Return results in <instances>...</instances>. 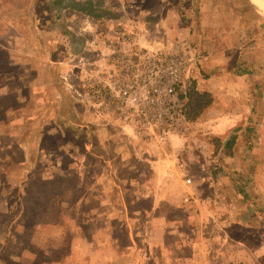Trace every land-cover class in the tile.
<instances>
[{
    "label": "rangeland",
    "instance_id": "obj_1",
    "mask_svg": "<svg viewBox=\"0 0 264 264\" xmlns=\"http://www.w3.org/2000/svg\"><path fill=\"white\" fill-rule=\"evenodd\" d=\"M158 10L161 13L155 18L166 10L174 13L168 21L176 15L177 22L176 33L166 32L163 25L154 32L157 40L163 39V47L164 40H169L167 49L185 45L196 61L208 52L221 62L227 60L217 68L223 75L235 76L242 68L250 71L234 88L226 90L228 81L224 80L216 81V86L219 95H235L229 101L244 109L240 126L251 124L250 139L241 136L250 145L251 160L240 162V171L251 168V178L239 183L253 188L254 195L243 199L232 192L220 194L219 187L234 184L231 177L227 184L218 177L210 180L214 193L206 196L201 183L192 186L195 173L205 175L214 168L223 174L229 169L217 158L205 161L218 151L214 140L224 139L229 130L226 135L210 133L202 123V112L180 138L145 144L122 132L110 118L97 119L64 87L60 74L65 64L46 62L49 65L35 69L41 79L45 74L51 79L44 87L49 90L44 98L38 96L43 87L37 84L33 99L24 96L25 86L20 87L19 109H6L8 100L0 102V264H87L73 255L72 231L78 224L89 225L97 212L91 214L92 206L100 202L99 210L107 208L105 218L114 240L112 246L101 241L87 250L109 246L117 254L113 264H264V15L248 0H161ZM122 13L117 21H136L140 26L141 19L155 21L149 19L150 13L140 17L126 10ZM84 36L86 42L89 34ZM23 69L0 66L3 75L25 74ZM224 98L217 99V109L228 108ZM32 104L36 106L29 109ZM227 153L222 149L217 156ZM159 159L168 160L165 166L172 169L163 174V183H173L176 193L141 195V169L149 171L148 165H157ZM187 177L192 193L182 184ZM147 182L146 191L153 187L151 180ZM184 196L185 205L180 200ZM154 203H161L162 208H148ZM209 218L215 220H211L213 225L205 224ZM83 230L86 234L89 229ZM162 230L163 240L154 244ZM126 250L129 258L124 259ZM135 254L141 257L134 258Z\"/></svg>",
    "mask_w": 264,
    "mask_h": 264
},
{
    "label": "crops",
    "instance_id": "obj_2",
    "mask_svg": "<svg viewBox=\"0 0 264 264\" xmlns=\"http://www.w3.org/2000/svg\"><path fill=\"white\" fill-rule=\"evenodd\" d=\"M248 1L250 4L255 6L250 0ZM160 3L161 0H0V66H17L22 69L24 68L23 72H25V74L20 72L19 75H17V73L3 75V72H0V102L8 100L10 105L7 106L8 108L6 109H19L16 103L19 98L23 97V95L20 94V87L25 86L26 94H24V96L33 99L35 96L34 89L37 87V84H40L43 89L41 93H38L39 95L36 93V96L41 95L40 97L44 98L45 93H48L49 91H47V88L44 89V87H47V83L49 84L51 79L48 76L49 74H45V77L41 79V76L37 75V71L35 69H39L40 65H44V63L45 65H49L46 62L55 61L56 63L58 62L59 64H62L68 58L70 59L76 55L84 54L86 51L84 34H89V31H86L87 33H85L80 32L79 30L82 26H86L85 19L91 20L92 23H90L89 26H92L93 24V27H95V24L101 18L113 19L116 21L118 18L117 16L123 14L122 10H126L129 14L135 13L136 17H140V15L145 16L150 13L149 19H155V21H149V23H146L141 19V28L142 30H146L143 35L141 34V45H158L162 47L161 40L163 39L159 38V40H157L158 38H156L157 36L155 34L156 31L159 30L158 28L161 29L163 25L166 32H171L172 30L173 33H176L177 22H174L176 21V15L173 17V21H168L169 18H172L171 15L174 13L171 11V13L167 12L166 10L164 13L160 14V17L163 15L161 18L159 16L155 18L157 12L161 13L158 10ZM40 4V8L42 9L37 11V6ZM152 25L153 27H150ZM89 26H87V28H89ZM147 26L150 27V29L147 28ZM148 29L150 32H147ZM164 43L165 45L162 49L168 50L169 40H164ZM134 49H136V47ZM244 49L247 51L248 48ZM36 58L41 60L37 61ZM226 61L221 62L219 58H216L214 54H210L209 52L208 54H203L200 57V61L199 58L198 61H196L194 57V59L192 58L189 62L184 79V86L186 89L193 83L197 90L208 91L213 95H211L213 98L208 104L209 107H207V105V108H205V111H202L201 114L202 123L204 126L209 128V132L212 134L222 135L227 133L228 130L229 133L233 131L231 134H225L226 137L220 140L216 155L215 153L213 156L208 155V159L205 160L206 162L208 160L210 162H214V159L217 158L216 160L219 159V162H221V165L225 169H229L224 170L223 174H220V170L215 171L214 168H209V172L204 173L205 175L195 173L196 175L193 174L192 176V186L194 184L199 185L201 183V193L203 196H206L208 193H214L215 186L214 184H210V180L213 182V180L218 177L220 182L223 181V183L227 184V177H231L232 183L234 184L229 187L221 186L219 187L218 192L220 194L232 192L238 197L241 196L243 199H247L250 194H253L252 192L254 189H249L248 185L241 186L239 182H249L248 179L251 178V168L247 165L249 167L247 171H240V162H244L245 160L247 162L248 159L249 161L251 160V157L248 158V156H250V153H248L250 145L247 143V139L243 142L241 136L250 139L252 131L251 124L250 122H245L242 127L240 126V124H242L240 123V120L243 118L242 111L244 109H237V107H235L236 103H231L228 99L231 97L235 98V95L233 94H235L236 91H232L233 96L225 94V92L224 95H219V93H217L219 90L217 91L218 87L216 86V81L222 82V80H224L226 83L228 81L225 85V89L228 90L239 85L237 84L238 81L242 82L241 78H245L247 76L246 74H249L247 72L250 71H247L246 68H242L243 72H238L235 76L229 74L223 75L217 68L223 64L226 65ZM223 96H225V101H229V103H227L228 108L217 109V99L223 98ZM48 97L50 96L48 95ZM44 102L42 103L43 107L46 105ZM35 106V104L29 105V109H34ZM251 111L252 109H249L247 111L248 114H250ZM122 132H124V130ZM126 132L130 134V129L127 128ZM229 139V146H225V140ZM245 143H247V145H245ZM210 146L212 148V145ZM222 149L227 150L228 153L224 154L222 158H219L217 155H219ZM172 160L171 162H173ZM167 162L168 160L166 159H159L155 161L157 165H148L149 171L143 172L141 169V195L146 193L151 194V192L155 195L158 193H176L173 189L175 186L173 183H163L164 179H166L163 174H169L168 172L172 169L169 168V166H165ZM158 163H160V167L158 166ZM141 165H143L142 160ZM168 169L170 170L167 172ZM109 174L115 178L113 174ZM138 174L131 177L136 178ZM197 176H199V179L196 181ZM148 179L152 181L153 187L151 186V188L146 191V183H148ZM182 184L186 185V190L189 192L193 189L192 186L188 185L185 179L182 181ZM159 188L160 192H158ZM255 190L256 192H259L257 188H255ZM185 197L186 196L182 197V199L179 198L181 202L184 201ZM148 198L150 197H146V199ZM208 202L209 199L205 200L203 202L204 206H206V203L208 204ZM182 203L185 205L184 202ZM101 204L102 203L100 202L99 206H92L93 211L91 214H94V210L97 212H95V216L91 217L89 225L83 223L78 224L77 229L72 231V235L74 236L73 239L75 240L73 242V255L77 259L80 258L84 260L87 264H113V258L117 255L115 254L116 251L110 249L109 246L105 250H87V248H91L92 244L98 246L101 241H105V244L110 243V246H112L114 240L112 233L113 228H111V223L107 222V216L104 213L105 210L107 211V208L99 210V208H101ZM103 204L107 207L108 203L104 202ZM148 208H154L155 210L162 208V204L154 203V205H148ZM100 218L102 219L101 222L98 221ZM211 220L214 219L209 218L204 222L205 224L209 223L210 225H213ZM153 224L154 222H152V225ZM85 227L89 229L86 234L83 230ZM162 231L163 235H160V237H158L159 240L153 241V243L163 240L164 230ZM84 242L88 243L89 246H83ZM134 253L135 252H131L132 255H134ZM121 257L124 259L129 258V250H126V254ZM133 257H137V259H139L141 255L135 254Z\"/></svg>",
    "mask_w": 264,
    "mask_h": 264
},
{
    "label": "built area",
    "instance_id": "obj_3",
    "mask_svg": "<svg viewBox=\"0 0 264 264\" xmlns=\"http://www.w3.org/2000/svg\"><path fill=\"white\" fill-rule=\"evenodd\" d=\"M85 23L79 31H89L86 51L63 62L66 70L60 74L72 96L97 119L110 118L145 144L172 141L187 132L191 124L183 112L184 79L192 59L187 47L141 45L146 30L136 21L101 18L95 27L89 26L91 20Z\"/></svg>",
    "mask_w": 264,
    "mask_h": 264
},
{
    "label": "trees",
    "instance_id": "obj_4",
    "mask_svg": "<svg viewBox=\"0 0 264 264\" xmlns=\"http://www.w3.org/2000/svg\"><path fill=\"white\" fill-rule=\"evenodd\" d=\"M212 101V96L208 91H199L194 85H190L185 91V104L183 112L187 120L194 121L203 109ZM215 151L219 148V139L214 140ZM230 139L225 140V146H229ZM147 152L144 150V153ZM153 152H156L154 150ZM153 157L154 153H150Z\"/></svg>",
    "mask_w": 264,
    "mask_h": 264
},
{
    "label": "bare ground",
    "instance_id": "obj_5",
    "mask_svg": "<svg viewBox=\"0 0 264 264\" xmlns=\"http://www.w3.org/2000/svg\"><path fill=\"white\" fill-rule=\"evenodd\" d=\"M257 10L264 15V0H253Z\"/></svg>",
    "mask_w": 264,
    "mask_h": 264
}]
</instances>
